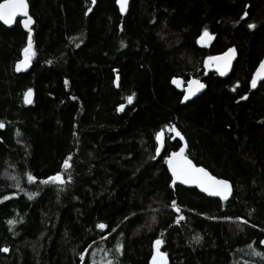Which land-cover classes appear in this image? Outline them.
I'll return each instance as SVG.
<instances>
[{"label": "trees", "instance_id": "trees-1", "mask_svg": "<svg viewBox=\"0 0 264 264\" xmlns=\"http://www.w3.org/2000/svg\"><path fill=\"white\" fill-rule=\"evenodd\" d=\"M28 2L27 72L14 64L29 29L0 23V198L19 196L0 203V264H150L157 239L167 264H264V81L248 86L264 0H129L123 13L115 0ZM229 49L227 77L207 69ZM173 78L206 90L183 103ZM169 126L195 164L231 181L229 200L172 184L164 161L180 139ZM56 174L63 184L40 183Z\"/></svg>", "mask_w": 264, "mask_h": 264}, {"label": "snow or ice", "instance_id": "snow-or-ice-1", "mask_svg": "<svg viewBox=\"0 0 264 264\" xmlns=\"http://www.w3.org/2000/svg\"><path fill=\"white\" fill-rule=\"evenodd\" d=\"M117 4L120 6V11L123 13L125 11V7L128 3V0H116ZM92 4H95V0H92ZM88 11H91V8L88 9ZM87 14V13H86ZM17 15H23L27 17L24 21V27L26 29H29V25L32 23V18L28 14V3L26 0H4L3 3H0V21H2L4 24L8 25L11 24L13 19ZM247 16V13L244 14ZM244 17H241L243 19ZM247 27L249 29L255 28L254 24H248ZM204 37L211 38L205 30ZM203 39V37H202ZM25 59L21 62L24 66H27L29 60L31 59V56L34 55L32 52V38H31V30L29 29V37H28V46L23 49ZM234 55V49H229L227 52H225L222 56L219 57H209V60H215V61H222L223 62V68H218V71H220L221 75L225 74L224 69H226L231 62V59ZM21 65H17V71L20 70ZM118 79V78H117ZM264 80V61L260 63L259 69L257 70L256 75L252 79V87L255 88L257 85V80ZM174 84H178L179 82L177 80L172 81ZM68 82L65 81V84ZM194 86V87H193ZM204 87L203 84H201L199 81H189V90L188 94L185 95L184 99L187 100L190 98L191 95H195L196 92H198L200 89ZM31 97V89L28 90V92L25 93V103H31L30 100ZM246 97H242L244 99ZM128 102L132 103V96H129ZM120 111L123 110V105L119 109ZM4 124L0 122V128H3ZM169 131L175 133V136L180 137L181 140L184 139V137L181 135L179 131L176 130L174 126H169ZM162 136L163 132L156 134V141H157V147H156V153L159 154L161 152V145H162ZM72 158L68 157L64 161V168L68 169L70 167V160ZM165 163L168 165V170L172 174L173 178V184L178 180L182 184H196L198 187L201 188L202 191L207 192L211 196H219L222 200H226L228 198V195L231 191V186L227 180L218 179L216 176L210 174L205 168L203 167H197L192 160L188 158L187 155H185V148L181 147L178 152H173L171 155L168 156V158L165 160ZM13 179H15L13 177ZM27 179L31 182L34 180V177L32 175H28ZM50 182L53 183H60L63 184L64 180L60 174H57L55 176L49 177L47 180L40 181V183L48 184ZM35 194H28V199L31 200L34 198ZM5 200L9 199V197H4ZM173 207H176V202H172ZM179 211V209H176ZM184 217L180 216L177 220V223H179L180 220H183ZM8 223L10 225L14 224L15 221L9 220ZM246 223V221H244ZM96 227L100 230H104L106 228V225L103 223L97 224ZM112 231H115V229H112ZM104 239H107V237H103ZM197 240H199V237H197ZM162 241L160 239H157L154 242V253L152 255V261L151 264H167V255L166 253H163L160 251V246L162 245ZM261 244H264V241L260 242ZM251 247V245L249 246ZM0 251L2 252H8L9 249L7 247L0 248ZM116 253H122V246L118 243L115 247ZM254 255L264 257V253L261 252H254ZM81 261L84 260V256L81 255L80 257ZM95 264V262H93ZM107 264H113L112 260L107 261Z\"/></svg>", "mask_w": 264, "mask_h": 264}, {"label": "water", "instance_id": "water-1", "mask_svg": "<svg viewBox=\"0 0 264 264\" xmlns=\"http://www.w3.org/2000/svg\"><path fill=\"white\" fill-rule=\"evenodd\" d=\"M3 2H4V0L0 1V3H3ZM26 2L28 3L27 0H26ZM128 4H129V2L127 3V5H126V7H125V11H126V9H127V7H128ZM117 5H118V4H117ZM28 14H29V16L32 18V23L29 25V28H31V27L34 25L35 20H34V18L31 16L29 3H28ZM18 19H20V21H19V22H20V25H21L24 29H26V28L24 27V21H25V19H27V17H25V16H23V15H17V16L13 19L12 23H11V24H8V25L4 24L2 21H0V22H1L2 24L6 25V27L10 28V27H12V26L16 23V21H17ZM202 37H203V39H202ZM209 41H210V39H209L208 37H204L203 35H202V36L200 37V39H199V42L202 43V44H204V45L208 44ZM227 51H228V50H227ZM227 51H225V52H227ZM225 52H224V53H225ZM224 53H222V54H220V55H217V56H215V57L222 56ZM23 55H24V53H23ZM24 59H25V56H24L23 59H20V60L16 61V63L14 64V72H15V73H25V72H27V71L31 68V62H30V60H29V62H28V64H27V66H24L23 64H21V62L24 61ZM235 60H236V53L234 52V55H233V57H232V59H231V62H230V65H229L226 69H224V71H225V74H224V75H221V74H220V71H218V68H223V62H222V61L207 60L206 64H207V66H209V67H210L211 64H213V66L211 67V69L216 70L217 73H218L220 76H222V77H226V76L229 75V73L231 72ZM262 61H264V55H263V57L261 58V60L259 61L258 65L255 67V69H254L253 72H252L251 79H250V89H251V90H255V89L258 87L259 83H260L261 81H264V80H259V79H258V80H257V85H256V87H255V88L252 87V83H251V82H252V79H253V77L256 75L257 70L259 69L260 63H261ZM18 64L21 65L19 71H17V65H18ZM173 80H174V79H173ZM175 80H177V81L179 82L178 84H175V85H176L177 88L180 89V90H181V89H184V90H185V95L188 94V90H189V81H198V80H196V79H190V80L187 82V86H186V88H184V87H183V84H184V83H183V81H182L181 79H175ZM199 82H200V81H199ZM200 83L204 85V83H202V82H200ZM193 87H194V86H193ZM205 89H206V86L204 85V87H203L202 89H200L198 92H196L195 95H191L190 98L187 99V100L184 99L183 102H186V101H189V100L193 99V98L196 97L197 95L201 94ZM26 92H28V90H27ZM26 92H25V93H26ZM25 93H24V95H23V102H24V103H25ZM184 97H185V96H184ZM33 98H34V93H33V90L31 89V97H30L31 103H32V101H33ZM31 103H25V104H26V105H30ZM173 134H174V137L180 139V137L175 136V133H173ZM180 140H181V139H180ZM181 147H184V148H185V155H187V154H186V143H185V140H184V139L181 140V146H180V148H181ZM180 148L177 149V150H175V151H173V152H178V151L180 150ZM173 152H171V153H173ZM171 153H170L169 155H171ZM169 155H168V156H169ZM167 158H168V157H167ZM167 158H166V159H167ZM188 158H189L190 160H192L189 156H188ZM192 162L195 164V162H194L193 160H192ZM195 165H196L197 167H203V168H205V167L202 166V165H197V164H195ZM165 167H166V169H167L168 174H169L170 177L172 178V174H171V172L168 170V165H167L166 163H165ZM205 169H206L210 174H212L207 168H205ZM212 175H213V174H212ZM217 178H218V179H223V178H219V177H217ZM172 179H173V178H172ZM223 180H226V179H223ZM227 181L229 182V184H230V186H231V191H230V194L228 195V198H227L226 200H222L219 196H211V195H209L207 192L202 191L201 188L198 187L196 184H182V183H180L178 180L175 182V184L182 185V186H184V187L195 188L198 192L202 193V194L205 195L206 197L214 198V199H219L220 201L225 202V201H227V200L230 199V197H231V195H232V192H233V185H232V183H231L229 180H227ZM151 261H152V258H151ZM151 261H150V263H151Z\"/></svg>", "mask_w": 264, "mask_h": 264}, {"label": "bare ground", "instance_id": "bare-ground-1", "mask_svg": "<svg viewBox=\"0 0 264 264\" xmlns=\"http://www.w3.org/2000/svg\"><path fill=\"white\" fill-rule=\"evenodd\" d=\"M27 1H28V0H27ZM115 1H116V0H115ZM128 2H129V0H128ZM28 3H29V2H28ZM116 4H117V2H116ZM128 5H129V4H128ZM29 6H30V5H29ZM117 6L120 8L119 5H117ZM127 8H128V7H127ZM126 10H127V9H126ZM124 12H125V11H124ZM30 13H31V10H30ZM31 16H32V14H31ZM32 17H33V16H32ZM17 21L19 22L20 19H18ZM17 21H16V22H17ZM0 23H1V22H0ZM19 23H20V22H19ZM1 24H2V23H1ZM2 25H4V24H2ZM4 26L6 27V25H4ZM7 28H8V27H7ZM201 36H202V35H201ZM201 36H200V37H201ZM209 36H210V35H209ZM200 37H199V39H200ZM210 37H211V36H210ZM199 39H198V42H199ZM210 41H211V38H210ZM210 41H209V43H210ZM209 43H208V44H209ZM199 44H201V45H203V46H207V45H208V44L204 45V44H202V43H200V42H199ZM27 46H28V45H27ZM32 46H33V43H32ZM23 53H24V52H23ZM23 53H22V57H21L20 59H23V58H24ZM221 54H222V53H221ZM217 55H220V54H217ZM217 55H215V56H217ZM215 56H213V57H215ZM20 59H19V60H20ZM207 60H209V59H207ZM17 61H18V60H17ZM15 63H16V62H15ZM206 66H207V64H206ZM212 66H213V64H211L210 67L207 66V69H209V70L214 71V72L217 73L216 70L211 69ZM114 70H116V69H114ZM229 74H230V73H229ZM217 75H219V74L217 73ZM251 75H252V74H251ZM251 75H250V79H251ZM219 76H220V75H219ZM227 76H228V75H227ZM227 76H226V77H227ZM220 77H222V76H220ZM173 79H180V78H173ZM173 79H172V81H173ZM190 79H196V80H198V81L204 83L201 79H198V78H190ZM190 79H189V80H190ZM181 80H182V79H181ZM189 80H188V81H189ZM182 81H183V80H182ZM188 81H185V82L183 81V83H184V84H183V87H184V88H186V86H187V82H188ZM236 82H237V81H234L233 84L229 87L230 90L233 89V87H234V85L236 84ZM173 85L177 88V86H176L174 83H173ZM204 85H205V84H204ZM205 86H207V85H205ZM248 86H249V88H250V80H249ZM177 89H178V88H177ZM178 90H180V89H178ZM205 90H206V89H205ZM205 90H204V91H205ZM250 90H251V89H250ZM180 91H183V92H184V93H183V97H182V102H183V100H184V96H185V90H184V89H181ZM204 91H203V92H204ZM203 92H202V93H203ZM202 93H201V94H202ZM201 94H199V95H201ZM199 95H197L196 97H198ZM193 99H195V97H194ZM193 99H191V100H193ZM189 101H190V100H189ZM186 102H187V101H186ZM186 102H183V103H186ZM167 130L169 131V129H167ZM184 140H185V139H184ZM185 143H186V142H185ZM180 146H181V140H180ZM180 146L178 147V149L180 148ZM186 149H187V147H186ZM176 150H177V149H176ZM167 157H168V156H167ZM165 160H166V159H165ZM164 163H165V161H164ZM56 175H57V174H56ZM60 175H61V174H60ZM54 176H55V175H54ZM169 176H170V175H169ZM170 178H171V177H170ZM219 178H221V177H219ZM223 179H226V178H223ZM171 180H172V184H173V179L171 178ZM226 180H228V179H226ZM229 181H230V180H229ZM230 182H231V181H230ZM6 196L9 197V199H7V200H10V199H17V198L19 197L18 194H17L16 192H13V191H12V192H10V193H7V194L3 195V196L0 198V203H2V202H4V201H7V200L4 199V197H6ZM31 245L33 246L34 244H31ZM31 249H35V248H31ZM103 264H106V263L103 262ZM150 264H151V263H150Z\"/></svg>", "mask_w": 264, "mask_h": 264}, {"label": "rangeland", "instance_id": "rangeland-1", "mask_svg": "<svg viewBox=\"0 0 264 264\" xmlns=\"http://www.w3.org/2000/svg\"><path fill=\"white\" fill-rule=\"evenodd\" d=\"M36 251V250H35Z\"/></svg>", "mask_w": 264, "mask_h": 264}]
</instances>
